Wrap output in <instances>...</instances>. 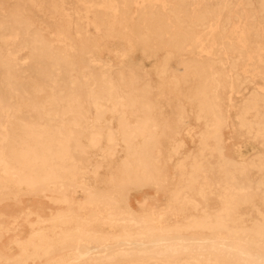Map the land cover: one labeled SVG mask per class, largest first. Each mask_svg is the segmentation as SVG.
Here are the masks:
<instances>
[{
    "label": "bare ground",
    "instance_id": "bare-ground-1",
    "mask_svg": "<svg viewBox=\"0 0 264 264\" xmlns=\"http://www.w3.org/2000/svg\"><path fill=\"white\" fill-rule=\"evenodd\" d=\"M70 1L0 0V264H264V0Z\"/></svg>",
    "mask_w": 264,
    "mask_h": 264
},
{
    "label": "rangeland",
    "instance_id": "rangeland-1",
    "mask_svg": "<svg viewBox=\"0 0 264 264\" xmlns=\"http://www.w3.org/2000/svg\"><path fill=\"white\" fill-rule=\"evenodd\" d=\"M12 6L13 5H9V6L6 5L5 6L6 11H8L9 7H12ZM74 8L78 12L83 13V10L80 7L72 4L71 1L68 0V2L65 4V12L70 13L74 10ZM81 32H82V37H84L85 39L89 38L90 40H92L90 46H87L85 48L80 49L79 53H81L85 56L94 55L96 58H98V60L106 61L112 65H115L116 60L112 54H113V48H117L119 50V53L122 54L123 60L129 64L144 66L146 69H149L152 71L158 62L157 59H145L139 50L133 51V52L129 51L127 49V45H126L125 41H123V40H120V39L113 40V39H109V38L101 39V38L97 37L96 34L93 32V30L88 28L85 24H82ZM41 34L46 36L45 33H41ZM71 43L77 44V41L75 42V41L71 40ZM25 55H27V50H25L21 53V56H25ZM9 67L10 66H8V65L5 66V69H7L6 73L8 72ZM83 68H84L83 65H81L79 67L74 66V65H69L65 69L66 70L65 73H62L61 70H57V71H55L56 81L58 80V78H61L63 75L66 76L68 79H76L77 70L78 69L83 70ZM6 85L8 86L7 88L10 90V87H9V84L7 81H6ZM242 85L248 87V89H249V87L252 86L251 84H247V83H244ZM241 92H247V89H243V90H241ZM236 141H235L236 147L240 146L241 153L245 157L250 156L252 154L253 150H255V148H257L256 144H254L253 142H251L245 138H243V140L239 138ZM187 144H189L188 147L191 148V146H192L191 143L188 142ZM244 144H245V146H244ZM253 145H255V146H253Z\"/></svg>",
    "mask_w": 264,
    "mask_h": 264
}]
</instances>
